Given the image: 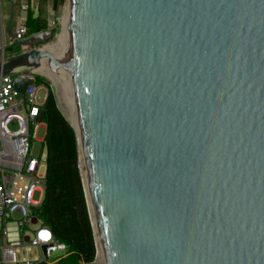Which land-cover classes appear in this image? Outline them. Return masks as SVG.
Listing matches in <instances>:
<instances>
[{
  "label": "water",
  "instance_id": "obj_1",
  "mask_svg": "<svg viewBox=\"0 0 264 264\" xmlns=\"http://www.w3.org/2000/svg\"><path fill=\"white\" fill-rule=\"evenodd\" d=\"M66 2L0 75L67 67L102 264H264V0Z\"/></svg>",
  "mask_w": 264,
  "mask_h": 264
},
{
  "label": "built area",
  "instance_id": "obj_2",
  "mask_svg": "<svg viewBox=\"0 0 264 264\" xmlns=\"http://www.w3.org/2000/svg\"><path fill=\"white\" fill-rule=\"evenodd\" d=\"M32 6V0H19L20 13L12 42L32 33L27 24ZM0 48L2 58L4 45ZM14 77L29 78L24 91L14 85ZM36 78L34 71L25 69L0 75V264H34L42 259L46 264H60L61 256L66 254V244L55 238L33 213L41 203L46 184L45 134L41 138L36 135L41 125L46 127L43 119L46 88L37 84ZM40 90L45 91L44 97ZM36 140L42 142L38 153L34 152ZM37 190L42 192L40 197L34 196ZM32 222L36 226L30 229ZM43 243L46 254L41 249ZM32 246L39 248L34 258L27 256ZM20 248L26 252L21 258ZM54 250L62 253L48 260Z\"/></svg>",
  "mask_w": 264,
  "mask_h": 264
},
{
  "label": "trees",
  "instance_id": "obj_3",
  "mask_svg": "<svg viewBox=\"0 0 264 264\" xmlns=\"http://www.w3.org/2000/svg\"><path fill=\"white\" fill-rule=\"evenodd\" d=\"M45 1L38 0L36 14L33 9L28 11L31 32L48 27L42 8ZM61 1L52 0L53 9ZM36 82L46 88L43 101L46 184L41 203L33 213L51 229L55 238L66 244V254L61 256L60 264L90 263L97 257V248L78 168L76 133L57 105L50 83L39 76Z\"/></svg>",
  "mask_w": 264,
  "mask_h": 264
},
{
  "label": "bare ground",
  "instance_id": "obj_4",
  "mask_svg": "<svg viewBox=\"0 0 264 264\" xmlns=\"http://www.w3.org/2000/svg\"><path fill=\"white\" fill-rule=\"evenodd\" d=\"M66 28H67V11L65 12V16H64L63 33L59 36L58 41L55 42L53 45L44 46V48L50 54H52L57 60L61 59L63 56L64 41H65L64 38H65ZM36 72L47 76L52 81L55 87L56 93H57V99L59 102V106L63 110L67 118L69 119L67 106H68V102L70 100V96H71V92L73 88H72V83L70 80L69 71L67 67L65 65L57 66L50 62L49 63L44 62L40 67L36 69ZM77 139H78V153H79V168H80L82 178H83V183L85 186V193H86L87 201L89 205L90 217L94 223V215H93V210H92V204L90 202V194H89V189H88V184H87V179H86L84 153H83L82 143H81L78 131H77ZM95 237H96V248H97L96 264H102V251H101L99 239L97 237L96 228H95Z\"/></svg>",
  "mask_w": 264,
  "mask_h": 264
},
{
  "label": "rangeland",
  "instance_id": "obj_5",
  "mask_svg": "<svg viewBox=\"0 0 264 264\" xmlns=\"http://www.w3.org/2000/svg\"><path fill=\"white\" fill-rule=\"evenodd\" d=\"M39 6V4H38ZM42 8H43V13L47 18V22H50V27L53 30V35L49 37L46 46H50L53 45L55 42L58 41L59 36L63 33V29H64V16H65V12L67 11V2L66 0H62L57 8L53 9L52 7V0H46L43 4H42ZM40 9V7H39ZM36 73L37 76L47 80L50 85L51 88L54 92L56 101H57V105L59 106V102L57 99V93L55 90V87L52 83V81L45 75H42L38 72H36V70L34 71ZM40 95L42 97H44L45 95V91L44 90H40ZM60 108V106H59ZM61 109V108H60ZM46 132V127L44 125H41L38 130H37V137L41 138L44 136ZM42 142L40 140H36V144H35V148H34V152L38 153L40 148H41ZM42 194L41 191L37 190L34 194L35 197H40ZM30 225V229L34 228L36 226L35 222H32L29 224ZM39 252V248L37 246H32L28 252H27V256H29L30 258H34L37 253ZM62 253V251L60 250H54L51 251L50 256H48V260H51L53 258H55L56 256L60 255ZM26 255V252L24 251V248H20V250L18 251V257L21 258L22 256ZM97 258V257H96ZM96 258H94L93 261H91L90 263H85V262H81L84 264H96Z\"/></svg>",
  "mask_w": 264,
  "mask_h": 264
},
{
  "label": "crops",
  "instance_id": "obj_6",
  "mask_svg": "<svg viewBox=\"0 0 264 264\" xmlns=\"http://www.w3.org/2000/svg\"><path fill=\"white\" fill-rule=\"evenodd\" d=\"M32 8L34 13H37L38 0H32ZM20 13L19 0H0V47L3 44L5 49V55H9L24 49L23 46L17 45L16 42H12V37L6 30V25L9 24L13 30L17 23V17ZM49 26V21L47 22ZM1 51V48H0ZM1 59V53H0Z\"/></svg>",
  "mask_w": 264,
  "mask_h": 264
}]
</instances>
